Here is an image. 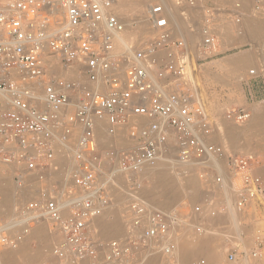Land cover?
Listing matches in <instances>:
<instances>
[{
    "label": "built area",
    "instance_id": "1",
    "mask_svg": "<svg viewBox=\"0 0 264 264\" xmlns=\"http://www.w3.org/2000/svg\"><path fill=\"white\" fill-rule=\"evenodd\" d=\"M202 1L170 0L172 8L150 0L143 40L126 37L137 25L119 15V0H0V163L38 188L9 223L20 232L0 227V249H15L45 227L51 245L40 264H141L159 256L181 264L180 243L227 214L224 198L233 196L239 217L251 204L264 209V178L252 158L228 154L215 139L222 121L240 126L251 112L212 113L199 79L202 64L220 55V21L239 27L248 10L239 0ZM263 5L255 0L250 15H263ZM175 11L188 32L198 29L194 49L177 33ZM160 160L195 177L205 200L166 211L149 206L137 192ZM119 185L131 197L120 209L121 233L108 238L97 220L116 207ZM253 247L251 258L264 238L256 236ZM237 254L228 251L229 264Z\"/></svg>",
    "mask_w": 264,
    "mask_h": 264
},
{
    "label": "rangeland",
    "instance_id": "2",
    "mask_svg": "<svg viewBox=\"0 0 264 264\" xmlns=\"http://www.w3.org/2000/svg\"><path fill=\"white\" fill-rule=\"evenodd\" d=\"M140 1H143V0H140ZM234 1H236V0H234ZM144 2H145V7L143 6V13H144V8L146 11V8L148 5L155 3V2L150 3V1L148 2V0H144ZM202 2H203V5H206V6H210L214 3L213 0H203ZM170 6L172 7V3H170ZM254 6H255V0H246L245 1V9L248 10V11H245V12H247V14H244L245 20L247 18L249 19L250 17H252L250 14H251ZM262 10L264 11V5L262 7ZM175 13H176V11H175ZM245 15H247L246 18H245ZM260 16H259V18L260 19L262 18V19L260 20L261 22L258 20L260 22V24L256 28L254 35H251V33L247 32L248 30L244 29L243 27L240 30V28L233 25V23H226V22H224V20L220 21L221 23L226 24L225 25L226 29H228L229 32H231L233 35H237V33H238V34H242L244 37L241 41H239V42L237 41V44L234 43V41H235L234 38L233 39L229 38L227 40V42L230 43V44L228 43L229 46H228L226 41L222 40V42H221V38H219L220 39V46H221V52H220L221 54L216 58H213L211 60L204 62L201 66L200 82H201V85L203 87V90L205 92V96H206L208 104H209V110L212 113H215L214 111L217 110V108H219L218 115L220 116L224 110L232 107L229 105H224L222 107H218L217 103L214 102L217 100L215 98H212L211 95L219 93L220 88L218 86H220V84H221V81H219L220 78L214 76L215 73H220L221 71H229V70L231 71V72L229 71V75H230L229 80H228L229 83L226 85V87L228 86L230 91L232 90L234 92V94L236 95L235 96L236 98H239L238 92L239 91L241 92V89H246V83L250 84L252 82H255V83L260 82L258 87H263V89H264V74H261L264 72V13L261 17ZM136 18L139 19V16H136ZM125 20H126V22L128 20L127 23L132 24L134 26V28L138 24L136 19L134 20V17H128ZM242 22H243V19H242ZM182 24H184V22H182ZM184 25H185L184 27L187 28V29L186 28L185 29L188 30V25L187 24H184ZM219 26H221V25H219ZM195 32L198 33L197 28H196ZM197 33H195V34H196L197 41H198V40H200V36ZM136 38H139V37H136ZM147 38H148V36L142 35V36H140L139 39L145 40ZM197 41H195L194 43L189 44V45L194 49L196 44L199 42V41L198 42ZM223 42L224 43L226 42V43L224 44ZM223 45H225V46H223ZM236 45H237V47H236ZM226 46H228L229 48L227 49ZM240 52H248L251 59L249 60V64L244 68L243 72L242 71L236 72L235 70H233L232 67H228V65L225 63V58H227L228 56L235 55V54L240 53ZM250 70H255L256 75H249ZM215 91H217V92H215ZM220 94H221V92H220ZM246 103L247 104L239 103L235 107L243 108V109H246L249 111L251 110V116H252V109H251L252 106L255 104L263 105L264 99H262V100L256 99V98H254L252 100L248 99L246 101ZM250 120H251V118H250ZM222 122L219 125V127H220L219 135H217L215 138L216 142L223 143L226 147V152L228 154H232L233 156L237 155L240 157L252 158V163H253L254 169L257 170V172H259V174L264 178V152H262L261 149L259 148V145H262V141H264V132L257 131V132L251 133L250 134L251 136H248V137H250L249 143L251 144V146H250V144H248L249 147L241 148L238 150H233V148H231L230 144H228L227 138L224 136L225 133H222V132L226 126H230V125H234V124H231V123L227 124V122L224 123V121H222ZM247 123L240 125V127H242V128L245 127L247 125ZM222 134H223V136H222ZM225 138H226V140H225ZM98 141H99V139H98ZM99 146H100L99 147L100 152H104V151H107L109 149V144L106 140V137H104L103 140L102 139L100 140ZM0 165H1V167L3 166V168H4L3 171L1 172L2 175H4L5 177H8V176H10L11 171L13 170V182L12 183H18L20 185V186L18 185L20 188L19 190H24V192L29 191V193L25 192V195H23V197L16 196L12 201L13 204H12V202H10V204L12 206L10 204H7L5 215L0 216V227H1L3 225H7V224L9 225V223L11 221H13L12 220L13 218H14V220H16V209H18L20 206L25 205L29 201L35 199L37 196L38 188H32V189L29 188L27 190L26 188H27L28 184H26L25 181L24 182H22L21 180L18 181L17 179L14 178V175L16 174V172H14V169L10 170V168H8V166H6L5 164H2V163H0ZM60 167H61V164H60ZM170 172H171L170 176L172 177V180H174V183L177 184V188L179 190V191L178 190L177 191L180 192V193H178V196L180 198L176 197L175 201L176 200L177 201L180 200V201H178V203H175V204L172 203L171 204L172 206L169 209L176 207V206H183V207H188L190 205L193 206L194 204H200L205 200V198L201 195V193L199 191L200 182L195 177L194 178H195L197 184H195V187H190L191 189H188L189 187H187V186L185 187L186 180L184 179L185 177H187V174L183 175L186 172L181 173L180 167H177L175 165L170 167ZM151 179H153V178H151V177L149 178V176H147L144 179V181L142 183V187L140 189L141 191L143 190L142 188H144V189L146 188V190H144L146 192H147V189L151 190L152 184L154 183V179L153 180H151ZM30 183H33V187H34L35 182L32 181ZM23 187H24V189H23ZM148 187L149 188L151 187V188L149 189ZM126 190L127 189L125 187H121L120 185L116 187V190L114 191V195H115V199H116V207L113 208V210H111V211H113V213L110 216H107V220H109V221L113 220L115 222L118 221L121 225V221H120L121 220V211H120V209L130 200V197H131L130 194ZM192 190H195V194H192V195L187 194L189 191L192 193ZM229 198H230V200H228ZM224 199H225V202H227V203H229V201L234 202V200H235L232 197V195L228 196L227 198H224ZM231 199H234V200H231ZM15 202H16V204H15ZM256 209L257 210L254 211L253 217H248L247 215H246L247 217L243 216V218L244 217L245 218L243 220L242 219L239 220L240 226H238L237 229H235V227H233V229H235L237 231V232L235 231L236 232L235 235L233 234L234 231L231 228L232 225L230 224L231 223L230 219H228V221H227V219H226V218H228V217H226L227 215L226 216L222 215V217H221L220 214L217 217V219L219 218L218 220L216 218L212 220V223H214V227L212 229L207 230L206 232H204L203 234H200V235H194L193 233H191L189 235V237L186 240L182 241L179 245L180 246L179 251H181V247H183V248L185 246L190 247V245L192 243H195V244L191 245L190 248L189 247L186 248L188 250L187 251L188 254H187L185 260L184 261L182 260L181 264H196V263H199L201 261H203L204 264H209V256L214 255V254L217 258L215 260L216 263L214 262L215 264H229L227 261V253L230 249H236V251L238 253L237 254V261L235 264H237V263L238 264H242V263L245 264L246 262H247L246 264H248V263H250V264H264V249L259 252V256L255 257V258L249 257L250 252L254 248L253 247L254 238L256 236H260V237L264 238V209H261L258 206L256 207ZM115 211L117 214L114 213ZM12 213H13L14 217L11 216ZM248 214H250V213H248ZM224 217H226L225 223L223 220ZM228 226H230V227H228ZM40 229L46 230L45 227H42ZM120 230L122 231V228H120ZM18 232H20V229L18 228V225H17V226H15L14 229H12V231L10 233L12 235H16ZM45 232H47V231H45ZM220 232L224 235L219 234ZM228 232H232L233 236L230 235ZM207 233L211 234V235H208ZM225 233L228 235H226ZM43 234H44V231H43ZM204 234L207 235V238H209V239H211L212 237L214 238V239L212 238L213 240L211 239V241H212L211 250H209L208 252L199 251V249H197V248L195 249V246L198 247L197 244H199V242L205 237ZM116 235H114V236H116ZM212 235H216V237L212 236ZM37 236L38 235H36V237H33L32 233H30V235L28 237H24V240L21 241L19 243V245L17 246V248H15V249H11L8 247H2V249H0V264H4V263L5 264H40L41 262H43L46 255H47V252L49 251V247L51 245V239L47 235V233H46V237L44 236V238H41L39 236V238L37 239ZM114 236L111 235V236H106V237L112 238ZM183 244H186V245H183ZM191 248L193 250H191ZM18 249H20V250H18ZM27 254L36 255L38 261L36 259L34 262L28 263L26 258H24V257H26ZM140 258L142 259L143 257H140ZM156 259H155L156 261L155 260L150 261L149 259H147L148 263H147V261L144 262L145 259H143L141 261V264H153L154 261H155L154 264H165V262L163 261L162 258H160V256L157 257ZM6 262H8V263H6Z\"/></svg>",
    "mask_w": 264,
    "mask_h": 264
},
{
    "label": "bare ground",
    "instance_id": "3",
    "mask_svg": "<svg viewBox=\"0 0 264 264\" xmlns=\"http://www.w3.org/2000/svg\"><path fill=\"white\" fill-rule=\"evenodd\" d=\"M149 1L150 0H148V2ZM239 1L242 3L243 9H245V1L246 0L245 1L244 0H239ZM167 2L170 4L169 0H167ZM143 6L145 7L144 0L143 1H140V0H119V3L114 7L118 11L119 15L121 17H123V19L124 18L126 19L128 17H134V20L136 19V21L138 23L137 27L133 31V33H131V34L126 36L127 38H136V37L140 38V36L146 34V31H147V28H148V24H147V21H146V11L147 10L145 11V8H144V13H143ZM187 11H189L188 14L191 13V15H193V17H195L196 19L199 17V13L198 12H192L191 9H188ZM172 15L174 16V25H175V29H176L177 33L179 34V36L181 38H183V40H185L187 42V44H192L195 41H197V37H196V34H195L197 32H195V31H194V33L188 32V30H186L187 28L184 27L185 26L184 24L188 25V23L185 22V21H182L180 18H178L176 16L177 14L175 12L171 13V16ZM136 16H139V19L136 18ZM245 16H247V15H245ZM125 19H124V21L126 22ZM261 19L259 18V16L250 17L249 19L247 18L246 20L243 18V22L241 23L239 28L241 30L242 27H243L244 29H247L248 31L247 30L246 31L251 33V35H254V32H255L256 28L258 27V25L261 22L260 21ZM127 22H128V20H127ZM182 22H184V24H182ZM217 33L219 35V38H221V42H222V40L227 42V40L229 38H232V39L234 38L235 41L234 40L233 41H234L235 44H237V41L238 42L241 41L243 39V37H244L242 34H238V33H237V35H233L231 32H229L228 29H226L225 25L218 26L217 27ZM228 43L229 42H227V44ZM229 44H228V46H229ZM223 46H225V45H223ZM228 46H226L227 49L229 48ZM236 47H237V45H236ZM250 59H251V57H250L248 52H240V53H237L235 55L228 56L227 58H225V63L228 65V67H232L233 70H235L236 72H239V71L243 72L244 68L249 64V60ZM251 109H252V116L250 117L251 120L249 119L250 121L247 123V125L245 127L242 128V127L236 126L234 124V125L226 126L225 129H223L222 133H225L224 136L227 138L228 144H230V146H231V148H233V150H238V149H241V148L249 147L248 144H250L249 143V138L250 137H248V136H251L250 135L251 133H254V132H257V131L264 132V104L263 105L255 104V105L252 106ZM250 112H251V110H250ZM224 123H226V122H224ZM222 136H223V134H222ZM104 137H106V140H107V135L105 133V127L103 125H99L98 130H97V138L99 139V143H100V140L101 139L103 140ZM226 138H225V140H226ZM107 142H108V140H107ZM117 142L120 143L121 140H119ZM250 146H251V144H250ZM259 148L261 149L262 152H264V141H262V145H259ZM62 160H63L62 157H57V159H56V166H55V171H54V174H53V175H55V177L59 176V168H60V164H61ZM221 164H222V162H217L216 163V165H218L219 167H221ZM6 166H8V168H10V170L13 169V166H9V165H6ZM170 167H171V164L169 162H167L165 160H160L159 162H157V164L153 168H151V169H149V170H147L145 172V176L146 177L149 176V178L150 177L153 178L154 179V183L152 184V188L150 187L151 190L147 189V192H146V191H144V190H146V188L145 189L142 188L143 190L142 191L139 190L137 193H138V196H140L142 199H144L145 202L149 206H151L152 208H156V209H160V210L166 211L172 206L171 205L172 203L175 204V203H178V201H180V200H178V201L176 200L175 201L176 197L180 198L178 196V193H180V192H178L179 190L177 188V184L174 183V180H172V177L170 176V173H171L170 172ZM3 169H4L3 166L1 167V165H0V216L1 215H5L7 204H10V202H12L13 199L16 196L23 197V195H25V192L29 193V191H25L24 192V190H19L20 188L18 186L19 185L18 183H12L13 182V170L11 171L10 176L5 177L1 173L3 171ZM26 179L27 180L25 181V183L28 184L26 189L28 190L29 188H31V189L34 188L33 187V183H30V182L33 181V179H31V178H26ZM153 179H151V180H153ZM184 179L186 180L185 187L186 186L189 187L188 189H191L190 187H195V184H197L196 180H195V178L193 176H190V177H187V178H184ZM34 185H35V183H34ZM23 189H24V187H23ZM225 193H228V192L225 191ZM187 194H189V195L195 194V190H192V193L189 191ZM230 198L228 200H230ZM231 200H234V199H231ZM232 203H234V202L229 201V209H228V212L226 214L227 215L226 217H228V218L224 217L223 220H224V223H225L226 219H227V221H228V219H230L231 223L230 222L229 223L232 225L231 228L233 229V227H235V229H237L238 225H239L238 223H240V221H239L240 219H239V216L235 214V211L233 209V206H232L233 204ZM12 204H13V202H12ZM15 204H16V202H15ZM252 206L254 207V205H252ZM112 213H113V211L108 210L107 212H105L103 214V216L101 218H99L97 220V224L99 225V227L101 229V233L104 236H111V235L114 236L116 234L118 235V234L121 233V230H120L121 225H120V223L117 220H116L117 222H115L113 220L112 221L107 220V216H110ZM114 213H116V211ZM11 216L14 217L13 213H12ZM12 220H14V218ZM14 225L12 227L15 228V226H17V224L15 226ZM1 227L3 229L5 228L4 230L12 228L8 224L7 225H3ZM228 227H230V226H228ZM40 228H42V227H38V228H35V229L31 230L29 232V234L27 236H25V237H28L30 235V233H32L33 237H36V235H38L37 239L39 238V236L41 238H44V236L46 237V232H45L46 230H41ZM235 229H233V231H234L233 234L234 235L237 232ZM43 231H44V234H43ZM228 233L233 236L232 232H228ZM219 234H222V233L220 232ZM208 235H211V234H208ZM222 235H224V234H222ZM226 235H228V234H226ZM212 236L216 237V235H212ZM211 239L207 238V235H205V237L199 242V244H197L198 247L195 246V249L197 248V249H199V251L208 252L209 250H211V243H212ZM193 244H195V243H192L191 245H193ZM183 245H186V244H183ZM191 245H190V247H191ZM188 247L187 246H185L184 248L181 247V251H179V259L181 260V262H182V260L183 261L185 260L187 254H188V252H187L188 250L186 249ZM18 250H20V249H18ZM191 250H193V249L191 248ZM24 258H26L28 263L34 262L37 259L36 255H34V254H27L26 257H24ZM216 259L217 258L215 256V254L214 255H210L209 256V264H215L216 263L215 262ZM37 261H38V259H37ZM144 262H146V261H144ZM154 262H153V264H154ZM6 263H8V262H6ZM147 263H148V261H147ZM242 264H244V263H242ZM248 264H250V263H248Z\"/></svg>",
    "mask_w": 264,
    "mask_h": 264
},
{
    "label": "crops",
    "instance_id": "4",
    "mask_svg": "<svg viewBox=\"0 0 264 264\" xmlns=\"http://www.w3.org/2000/svg\"><path fill=\"white\" fill-rule=\"evenodd\" d=\"M220 52H221V49H220ZM214 76L219 77L220 78L219 81H221L220 86H218L220 88L219 93L211 95L212 98H215L217 100L214 102L217 103L218 107H222L224 105H229V106H232L231 108H239V107H235V106L239 103L247 104L246 101L248 99L249 100H252L254 98L261 99V100L264 99V89H263V87H258L260 82H258V83L252 82L250 84L246 83V89H241V92L240 91L238 92L239 98H236L235 97L236 95L234 94V92L232 90L230 91L228 86L226 87V85L229 83V81H228L229 76H230L229 72L228 71H221L220 73H215ZM199 79H200V74H199ZM215 92H217V91H215ZM220 92H221V94H220ZM214 112L218 113L219 108H217V110H215ZM252 205H254V207ZM256 207L257 206L255 204H251L250 206H248L246 211L244 212V214L241 215V217H239L240 220L241 219L243 220L247 216L253 217L254 211L257 210ZM248 213H250V214H248ZM243 216H245V217L243 218ZM45 259H46V257H45Z\"/></svg>",
    "mask_w": 264,
    "mask_h": 264
}]
</instances>
